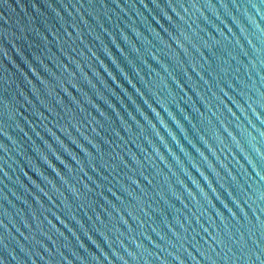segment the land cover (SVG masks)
Returning <instances> with one entry per match:
<instances>
[{
  "label": "water",
  "instance_id": "95a60500",
  "mask_svg": "<svg viewBox=\"0 0 264 264\" xmlns=\"http://www.w3.org/2000/svg\"><path fill=\"white\" fill-rule=\"evenodd\" d=\"M0 264H264V0H0Z\"/></svg>",
  "mask_w": 264,
  "mask_h": 264
}]
</instances>
